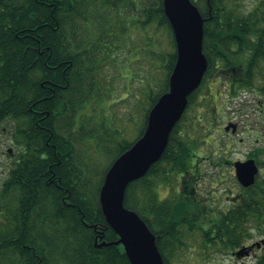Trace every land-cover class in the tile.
I'll return each instance as SVG.
<instances>
[{"label":"trees","instance_id":"16d2710c","mask_svg":"<svg viewBox=\"0 0 264 264\" xmlns=\"http://www.w3.org/2000/svg\"><path fill=\"white\" fill-rule=\"evenodd\" d=\"M192 2L204 18L207 69L161 157L127 185L124 198L155 234L165 264L194 230L206 247L242 249L264 227V178L244 189L235 207L216 213L193 193L204 172L198 151L216 147L215 95L209 115L188 116L206 79L225 80L232 97L264 78V0L248 11L243 0ZM160 29L170 49L157 56L163 76L147 86L134 140L168 89L176 60L163 0H0V122L12 121L19 147L0 187V264H130L121 244L95 245L96 238H118L101 211L99 190L110 164L134 141L103 106L121 75L117 60L126 41ZM257 90L264 95V84ZM187 170L196 177L195 184L187 180V193L158 198V184L176 189ZM253 259L264 264V243Z\"/></svg>","mask_w":264,"mask_h":264},{"label":"rangeland","instance_id":"374dc122","mask_svg":"<svg viewBox=\"0 0 264 264\" xmlns=\"http://www.w3.org/2000/svg\"><path fill=\"white\" fill-rule=\"evenodd\" d=\"M257 0H243L244 9L250 10ZM145 33H139L134 39L125 43L126 48L121 56H118L117 68L121 73L111 87L112 96L104 105L105 115L111 113L114 127L123 132V137L134 140L137 128L140 125V115L142 107L147 102L148 87L158 85L163 76L161 61L157 56L161 50L168 51L169 37L165 30L160 29L155 33L149 32V38ZM129 49V50H127ZM264 72V70H263ZM264 78L255 82V87L251 90H242L236 96L227 92L225 80L206 79L196 95V103L189 111L188 116L193 113L195 116L207 113L211 110V101L214 94L216 105V132L212 134L216 147L202 149L198 155L205 157L209 152L216 149V185L214 180V166L203 158L199 164L203 168V176L200 177L199 185L193 191L206 203V208L211 211L225 209L234 193L241 188L235 177L234 168L229 161L242 160L246 153L258 150V159L261 161V168L258 170V180L264 178V95L257 90L263 86ZM157 89V88H155ZM205 121L208 118L204 119ZM228 123H236L235 131L225 129ZM8 120L0 124V187L2 181L8 174L11 163L15 160V152L19 147L12 141V137L4 133L3 128L9 129ZM231 128V127H230ZM212 139V138H211ZM210 141V140H208ZM8 148H12L8 152ZM213 157V156H212ZM210 157V158H212ZM106 159L101 161L105 162ZM99 163V169L104 164ZM221 163V164H220ZM187 170L183 176V183L180 182L176 189L170 186L158 184L156 193L162 199L172 195L177 196L187 193V186L190 180H195V175H189ZM187 180H189L187 182ZM193 184L194 181H192ZM201 192V194H200ZM216 197V200H214ZM203 219L200 218L201 222ZM202 226L206 224L201 223ZM203 227V228H204ZM201 232L194 230L184 237V248L178 256L171 258L172 264H253L254 255L259 250V246L253 247L252 254L244 253L236 255L241 248L216 249V247H206L200 237ZM264 239V227L256 230L255 235L244 244L256 243ZM250 244V245H251Z\"/></svg>","mask_w":264,"mask_h":264},{"label":"water","instance_id":"95a60500","mask_svg":"<svg viewBox=\"0 0 264 264\" xmlns=\"http://www.w3.org/2000/svg\"><path fill=\"white\" fill-rule=\"evenodd\" d=\"M163 9L176 44L168 89L150 108L143 133L110 164L99 190L101 211L118 238L110 242H97L96 238L95 245L121 244L130 264H165L155 234L137 212L124 205L125 191L161 157L187 107L188 95L200 85L208 65L202 50L204 18L198 7L192 0H163ZM230 127L235 131L234 123H228L226 129ZM234 169L242 185L254 184L258 167L253 159L235 161ZM261 243L264 239L250 247ZM242 249L236 255L243 253Z\"/></svg>","mask_w":264,"mask_h":264},{"label":"flooded vegetation","instance_id":"af4514ba","mask_svg":"<svg viewBox=\"0 0 264 264\" xmlns=\"http://www.w3.org/2000/svg\"><path fill=\"white\" fill-rule=\"evenodd\" d=\"M261 111H264V108H262L261 109ZM215 112H216V108H215ZM215 118H216V115H215ZM8 123H9V129L7 128H3V131H4V133H6L7 135H10V138L12 137V133H13V123H12V121H10V120H8ZM0 124H1V122H0ZM235 125H236V123H234ZM226 126L227 125H225L224 127H225V129H226ZM229 129H232V128H229ZM12 139V138H11ZM12 141H13V139H12ZM12 151V148H8V152H11ZM259 151L258 150H254V151H251V152H248V153H246V155H245V157H244V159H242L243 161H245V160H248V159H253L254 160V162H255V164L257 165V167H258V170H259V168H261V161L258 159V157H257V153H258ZM15 154V156H17V151L14 153ZM212 155H213V157L212 158H210V157H208V156H205V157H202L203 158V161L204 160H208V162L210 163V164H213V166H214V170H215V173H214V180H215V185H216V149L214 150V152L212 153ZM236 160H232V161H229V163H230V165H231V167H233L234 168V162H235ZM234 171H235V169H234ZM235 173V172H234ZM258 174V173H257ZM236 177V176H235ZM201 178H202V176H201ZM236 179H237V177H236ZM256 180H258V176L256 175ZM255 180V181H256ZM237 182H238V184L241 186V188L239 189V190H237L235 193H234V195L231 197V199H230V201H229V203H228V206L227 207H235V205H237L238 203V201H239V199H241L242 198V196L243 195H246L247 194V190L246 191H244V189H247V187H249V186H244V185H242L239 181H238V179H237ZM196 188V187H195ZM193 191H194V189H193ZM200 194H201V192H200ZM204 199V198H203ZM214 200H216V197H215V199ZM226 207V208H227ZM215 213H216V210H215ZM250 244L251 243H247V244H244L247 248L245 249V251L243 252L245 255H250V254H252V251H253V247H249L250 246Z\"/></svg>","mask_w":264,"mask_h":264}]
</instances>
